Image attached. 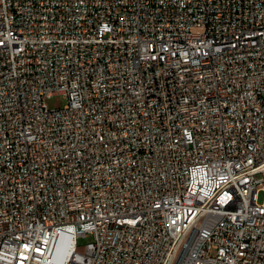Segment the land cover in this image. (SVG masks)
Returning <instances> with one entry per match:
<instances>
[{"label": "built area", "instance_id": "1", "mask_svg": "<svg viewBox=\"0 0 264 264\" xmlns=\"http://www.w3.org/2000/svg\"><path fill=\"white\" fill-rule=\"evenodd\" d=\"M168 260L264 264V0H0V264Z\"/></svg>", "mask_w": 264, "mask_h": 264}, {"label": "rangeland", "instance_id": "2", "mask_svg": "<svg viewBox=\"0 0 264 264\" xmlns=\"http://www.w3.org/2000/svg\"><path fill=\"white\" fill-rule=\"evenodd\" d=\"M66 104V98L63 95L57 94L46 99V105L49 108H62ZM263 193H259L258 201L262 202ZM92 241V235L90 233L77 238V246L79 251H83L87 243Z\"/></svg>", "mask_w": 264, "mask_h": 264}, {"label": "bare ground", "instance_id": "3", "mask_svg": "<svg viewBox=\"0 0 264 264\" xmlns=\"http://www.w3.org/2000/svg\"><path fill=\"white\" fill-rule=\"evenodd\" d=\"M167 264H181L180 260H168Z\"/></svg>", "mask_w": 264, "mask_h": 264}]
</instances>
